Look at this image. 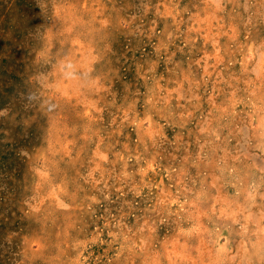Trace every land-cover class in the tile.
Segmentation results:
<instances>
[{
  "label": "clouds",
  "instance_id": "1",
  "mask_svg": "<svg viewBox=\"0 0 264 264\" xmlns=\"http://www.w3.org/2000/svg\"><path fill=\"white\" fill-rule=\"evenodd\" d=\"M32 3L0 264H264V0Z\"/></svg>",
  "mask_w": 264,
  "mask_h": 264
},
{
  "label": "rangeland",
  "instance_id": "2",
  "mask_svg": "<svg viewBox=\"0 0 264 264\" xmlns=\"http://www.w3.org/2000/svg\"><path fill=\"white\" fill-rule=\"evenodd\" d=\"M18 7L21 14L28 17V27L41 23V20L36 17L39 9L35 8L32 0H18ZM17 39H19V36H17ZM25 54V50L14 45L11 41L0 38V89H2L0 91V107L7 103L14 86L21 83V74L24 72L23 57ZM28 143L29 141L27 140L20 142L22 145H27ZM14 167L22 168L15 154L13 152H8L7 154L0 152V169L7 168L10 172ZM19 226V222H17L12 227L18 228ZM7 227L8 225L0 223V233Z\"/></svg>",
  "mask_w": 264,
  "mask_h": 264
}]
</instances>
